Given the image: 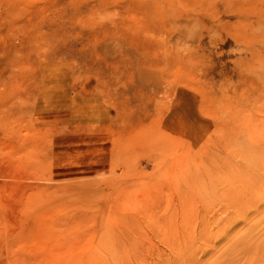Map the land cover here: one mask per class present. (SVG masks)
Returning a JSON list of instances; mask_svg holds the SVG:
<instances>
[{"label":"rangeland","instance_id":"rangeland-1","mask_svg":"<svg viewBox=\"0 0 264 264\" xmlns=\"http://www.w3.org/2000/svg\"><path fill=\"white\" fill-rule=\"evenodd\" d=\"M96 263L264 264V0H0V264Z\"/></svg>","mask_w":264,"mask_h":264},{"label":"bare ground","instance_id":"bare-ground-1","mask_svg":"<svg viewBox=\"0 0 264 264\" xmlns=\"http://www.w3.org/2000/svg\"><path fill=\"white\" fill-rule=\"evenodd\" d=\"M102 251H103V250H102ZM107 257H108V256H107ZM109 260H110V258H109ZM97 263H98V262H97ZM97 263H96V264H97ZM105 264H106V263H105Z\"/></svg>","mask_w":264,"mask_h":264}]
</instances>
